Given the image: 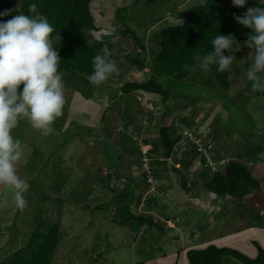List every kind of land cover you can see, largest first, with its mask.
Masks as SVG:
<instances>
[{
    "label": "rangeland",
    "instance_id": "1",
    "mask_svg": "<svg viewBox=\"0 0 264 264\" xmlns=\"http://www.w3.org/2000/svg\"><path fill=\"white\" fill-rule=\"evenodd\" d=\"M134 1L91 3L96 29L90 31V43H115L119 75L101 86L94 85L100 91L89 84H66L63 79L66 102L63 115L53 125L54 132L44 136L26 120L13 131L24 148L19 175L28 182L29 189L25 193L27 207L19 211L13 203V190L0 186V201H9L8 207L0 208V263L27 244L37 217L60 224L61 241L52 264H187L184 254L176 260L178 250L215 242L252 255L250 240L264 241V98L253 96L252 83L246 77L253 49L243 45L241 56L228 70L230 87L226 93L236 96L237 103L231 98L226 102L197 97L198 90L191 83L181 90L194 97L172 96L164 103L160 96L140 91L125 96L126 101L120 100L112 96L111 85L146 80L149 69L135 65L134 57L141 49L132 35H122L120 30L124 28L117 21V10L131 6L122 15L137 37L145 35L146 51H150L157 47L155 34L164 25L178 22L176 13L186 16L194 3H200L157 0L147 5L139 0L134 5ZM15 8V15L22 13ZM85 89L93 91L90 98L84 97ZM243 89L245 94H239ZM126 110L130 117L125 115ZM172 123L183 137L174 149L176 159H164L155 142L160 126ZM104 138L111 144L110 151L102 143ZM204 141L209 144L206 149ZM192 142L202 150L211 170L224 171L229 159L240 161L257 179L258 186L245 198L218 197L206 191L199 175L200 161L194 160L187 169L180 163ZM115 148L122 155L120 165L111 161ZM155 153L160 163L151 164ZM240 153L242 157H238ZM214 154L221 160L214 162ZM47 160L48 167L43 168ZM174 168L184 174L186 187ZM154 170L158 177L153 176ZM54 171L57 177L52 181ZM98 171L106 178L104 184ZM130 179L138 187L132 212L154 216L158 228L141 230L137 224L130 227L113 222L112 216H121L115 206L104 212L95 210L114 195L110 187L122 188ZM73 190L80 194L71 197ZM60 198L66 201L60 203ZM229 259L233 264H242Z\"/></svg>",
    "mask_w": 264,
    "mask_h": 264
},
{
    "label": "trees",
    "instance_id": "2",
    "mask_svg": "<svg viewBox=\"0 0 264 264\" xmlns=\"http://www.w3.org/2000/svg\"><path fill=\"white\" fill-rule=\"evenodd\" d=\"M92 1L19 0L15 3L14 0H0V13L5 11L10 12L7 16H0V22H6L15 16V5L23 14L33 15L28 12V6L35 3L38 14L45 16L53 26L54 32L52 33V37L61 36V41L54 40V48L59 51L61 58L59 70L63 73V79L66 84L72 82L76 84H89L91 88L100 91L88 79L94 70L93 59L95 55L100 53L104 46L109 48L112 53L111 58L114 59L116 46L112 41L90 43V31L96 29L95 19L90 6ZM138 1L135 0L134 5ZM156 1L145 0V3L151 5L156 3ZM260 6L264 5H261L258 1H247L244 7H236L228 0H204V3L192 6L186 16L181 13H176L178 22L164 25L155 34L154 39L157 47L155 50L152 49L150 51H146L145 35L142 38L137 37L135 32L126 24V18L122 15V11L124 12L131 6L118 9L116 18L121 27L124 28L120 30L122 35H132L136 45L141 49V52L134 57V63L138 68H148L149 74L146 80H128L120 86L111 85V89L113 90L112 96L126 101L125 96L143 91L160 96L165 103L172 96L188 95L194 97L195 95H191L188 91L181 90V87H185L191 83L198 90L197 93L200 96L197 95V97H202L209 101L225 99L226 102L231 98L237 103L236 96L226 93V89L230 87L229 71L218 72L217 65H210L209 69L204 71L196 66L198 62L194 57H202L211 52L213 49L211 40L218 34L234 36L243 48L251 30L238 24L235 17L242 16L249 7ZM241 50L235 53L236 59L241 56ZM147 56L148 58H146ZM185 65L189 66L188 70H185ZM193 67H195V70H191ZM202 74L204 76L208 75V77L203 79L204 76ZM200 79L201 81H199ZM245 90H240L239 94H245ZM251 90L253 91V96H262L264 98V88L261 90H253L251 88ZM118 91L120 92L119 96ZM92 93L93 91L85 89L84 97L90 98ZM235 106L237 108V105ZM243 110L245 111L244 108ZM125 115L130 117L127 110L125 111ZM21 123H23L22 120L19 126ZM87 130L89 131L90 129L88 128ZM159 132V138L156 140L155 146L161 147L159 151L161 152L160 156L162 158L169 159L175 155V146L182 139L183 135L182 133L178 134V130L173 123L170 125H161ZM107 141L104 138L102 143L105 142L106 150L109 149L110 151L111 147L109 146L111 144ZM145 142L151 143L150 140H145ZM203 144L205 149L209 145L205 141ZM137 151L140 152L139 150ZM113 154L114 156L111 161H117V165L122 164V155L118 148L113 150ZM155 155L156 153L153 157L151 156V164L160 163V160L157 159L158 156ZM238 157H242V154H238ZM238 157L236 159H239ZM196 159L201 163L202 170L199 175L203 180L204 189L214 193L218 197L245 198L258 186L257 179L252 176L246 165L240 161L229 159L224 166V171H221L219 168L215 171L211 170L202 150H199L198 145L192 142L191 149L179 160L182 166L187 169ZM212 159L214 162L221 160L216 154L213 155ZM48 162L47 160V163H44L43 168L48 167ZM174 170L180 174L181 183L186 187L187 181L182 171L176 168ZM96 173L100 181L104 184L106 182L105 176L99 171ZM55 174L54 171L50 176L52 181L56 180L54 176L57 177V175ZM152 174L154 177L159 176L157 170H154ZM143 177L145 182V173ZM136 188L138 187L133 185L131 179L129 182L125 181L124 187L122 188L116 189L110 187L114 195L106 203L95 207V210H102L104 212L108 207L111 210L115 206L117 212L120 211L121 216L119 218V213L118 215L115 214V216H112L113 222L130 227L137 224L141 230L144 228H158V221L154 216L149 214H135L132 212L131 207L138 200ZM77 193L78 195L80 194L77 190H73L70 195L72 197L73 194L77 195ZM63 201L66 200L59 199L60 203ZM73 202H77V200L73 199ZM35 223L36 226L31 232L27 244L23 248L16 250L0 264L53 263L55 252L61 241L60 224L58 222L44 220L41 217H37ZM250 241L254 250L252 255L246 254L233 246L219 245L211 242L207 245L180 249L176 252L175 257L178 261L179 256L184 254L187 264H233L229 258L236 259L242 264H264L263 239L253 238ZM135 264H146V262L142 261Z\"/></svg>",
    "mask_w": 264,
    "mask_h": 264
},
{
    "label": "clouds",
    "instance_id": "3",
    "mask_svg": "<svg viewBox=\"0 0 264 264\" xmlns=\"http://www.w3.org/2000/svg\"><path fill=\"white\" fill-rule=\"evenodd\" d=\"M199 2L202 4L204 0ZM232 3L244 7L247 0H232ZM260 4L264 5V0H260ZM28 12L33 15L20 13L0 22V186L13 190V203L19 211L27 207L25 193L29 184L19 175L24 148L13 131L21 120H26L42 135L52 134L66 102L63 73L59 70L61 58L54 48V40L61 41V36L52 37L54 28L45 16L38 14L35 3L28 6ZM9 14L5 11L0 16ZM235 19L251 30L244 46L253 49L254 55L246 77L252 82L253 90H258L264 87V6L249 7ZM211 43V52L194 57L198 62L196 66L204 71L210 65H217L218 72L230 70L236 60L235 53L242 48L241 43L232 35L219 34ZM111 57L107 46L95 55L94 70L88 77L93 85L101 86L119 75L117 61ZM184 68L188 70L189 66ZM8 205L7 199L0 201V208Z\"/></svg>",
    "mask_w": 264,
    "mask_h": 264
},
{
    "label": "crops",
    "instance_id": "4",
    "mask_svg": "<svg viewBox=\"0 0 264 264\" xmlns=\"http://www.w3.org/2000/svg\"><path fill=\"white\" fill-rule=\"evenodd\" d=\"M263 236H261V238H262Z\"/></svg>",
    "mask_w": 264,
    "mask_h": 264
}]
</instances>
